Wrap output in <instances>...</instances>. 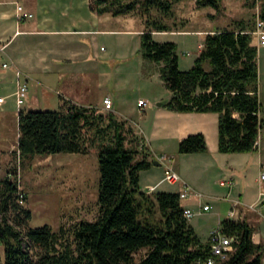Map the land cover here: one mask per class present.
Instances as JSON below:
<instances>
[{"label": "trees", "instance_id": "1", "mask_svg": "<svg viewBox=\"0 0 264 264\" xmlns=\"http://www.w3.org/2000/svg\"><path fill=\"white\" fill-rule=\"evenodd\" d=\"M178 1L90 0V7L115 15L139 12L145 23L140 51L159 64L160 76L171 91L163 105L180 111H217L219 150H256L264 117L258 95L255 24L239 20L234 27L207 32L193 64L182 69L177 42L153 35V30L171 29L161 16L170 15ZM221 1L196 0L217 10ZM247 1L259 5L264 19V0ZM154 9L160 16L152 14ZM58 102L56 109L19 111L18 158L22 163L37 153L96 149L98 215L57 229L49 224L30 226L32 211L21 202L26 194L17 171L6 174L0 178V264H196L209 256L215 258L214 264H262L264 241H253L246 219L221 220V231L235 237L233 249L222 259L212 252L210 239L203 241L185 216L179 192L141 188L140 170L155 158L128 119L63 95ZM206 149L202 132L188 134L178 144L180 152ZM142 248L147 250L136 259Z\"/></svg>", "mask_w": 264, "mask_h": 264}, {"label": "crops", "instance_id": "2", "mask_svg": "<svg viewBox=\"0 0 264 264\" xmlns=\"http://www.w3.org/2000/svg\"><path fill=\"white\" fill-rule=\"evenodd\" d=\"M19 4L22 9H18ZM256 9L257 16L259 5ZM130 13L134 12L98 13L90 7V0H0V91L4 89L0 94L3 96L0 111L17 110L19 113L21 109L30 108L22 106V97L26 94H17L23 80L27 81L34 102L51 98V90H54L58 100L63 95L101 109L103 98L109 96L113 111L128 119L133 126L140 125L142 133L134 128L160 162L155 164L153 160L149 167L140 170L143 190L185 192L181 202L184 208L194 211L189 221L203 241L209 239L211 230L220 226L223 218L230 217L246 219L252 226L253 241L263 242L264 178L261 173L264 170V125L256 150L223 152L218 148L217 111H180L164 106L163 102L171 91L160 76L159 64L141 53L137 41L127 48L124 46L122 51L114 47L113 34L116 31L123 37L135 34L141 42L145 26L128 24L118 27L112 22L115 17ZM131 20L144 23L142 16ZM193 31L186 29L177 33L183 35L180 39L166 37L167 30H153V35L160 41L177 42L180 64V42H185L186 35ZM102 40H107L109 47L99 46ZM254 43L258 47L260 115L264 117V46L259 45L257 39ZM131 57L135 61L128 62L126 69L141 70L148 81L140 94L128 91L129 79L127 82L123 77H115L116 61L123 63L122 59ZM180 67L189 68L181 64ZM18 71L22 72L21 78ZM157 76L161 80L155 85L152 79ZM140 99L146 102L138 105ZM196 132L204 133L207 149L178 151L180 139ZM167 165L179 173V180L170 182L164 178ZM205 204L209 208L204 209ZM231 210H234L233 214Z\"/></svg>", "mask_w": 264, "mask_h": 264}, {"label": "rangeland", "instance_id": "3", "mask_svg": "<svg viewBox=\"0 0 264 264\" xmlns=\"http://www.w3.org/2000/svg\"><path fill=\"white\" fill-rule=\"evenodd\" d=\"M247 2V0H222L221 8L217 10L211 5H199L196 0H179L174 4L170 15L161 16L171 25V29L167 30L168 38L180 39L183 35L177 33L186 29L194 30L186 35L188 37L185 42H180L181 66H191V61L199 52V45L204 42L206 35L204 31L237 25L239 20L254 26L257 9L256 6H250ZM152 14L160 16L155 9L152 10ZM127 16L119 15V18L115 17L112 22L118 27L128 24L145 26V23L141 21L131 20L141 17L139 12L130 13ZM124 36L119 31L113 34L116 50L122 51L124 46L127 48L131 44L134 45L136 41L139 47V36L135 34L132 37L128 34ZM255 41L256 37H254ZM100 45L108 46L107 40H102ZM186 51L190 52L186 53ZM131 60L134 62L135 58L122 59L123 63L116 61L115 77H123L127 82L130 80L128 91L140 94L143 85L148 82L147 77L141 70L140 72L135 69H126V64ZM207 66H209L208 63ZM152 80L156 85L161 77L157 76V79ZM39 89L42 91V86H39ZM2 93L4 89L0 91V94ZM51 93V98L34 102L28 89L26 95L22 97V106L56 109L59 104L58 94L54 90H51ZM40 96L42 95L39 94ZM30 102L32 103L28 104ZM101 110L105 109L101 108ZM134 126L142 133L139 124L136 123ZM18 134V111H0V178L9 173L14 175V171H17L20 188L26 194L23 202L32 211L29 225L49 224L57 229L62 224L68 226L80 219H95L99 209L100 179L96 149L92 148L88 153L69 151L37 153L20 163L17 152ZM146 250V248L140 249L135 254V258L139 259ZM0 254L3 257L2 244H0Z\"/></svg>", "mask_w": 264, "mask_h": 264}, {"label": "built area", "instance_id": "4", "mask_svg": "<svg viewBox=\"0 0 264 264\" xmlns=\"http://www.w3.org/2000/svg\"><path fill=\"white\" fill-rule=\"evenodd\" d=\"M22 8L23 6L19 4L18 9H22ZM29 15H32V13H30ZM252 33L255 35L258 44L264 46V19L259 15V13L256 16L255 27L253 28ZM202 47L203 44L199 46V49L201 50ZM3 65L6 66L7 63H4ZM18 76L19 78L22 77L21 71H18ZM27 89H28L27 81L23 80L20 82L18 86L17 94L19 96L25 95ZM2 100H3V96H0V101ZM145 102H146L145 100L140 99L138 101V105H142ZM103 108L108 110L113 109V101L111 97L105 96L103 98ZM162 157H165V155ZM261 177L264 178V170L261 173ZM164 178L170 182H175L180 179V175L173 167L167 165L165 168ZM221 183H225V180H221ZM149 189H152V186H150ZM22 194L23 192L20 193V198H22ZM185 195H186L185 192H180V197H183ZM21 202H23L22 199ZM207 208H209V205L205 204L204 209ZM230 213L233 214L234 210H231ZM184 214L187 218H190L194 214V211L191 208L186 207L184 208ZM209 239L211 241L212 252L214 254L219 255L222 259L227 258L229 251L233 249L232 243L235 237L233 235L224 234L221 231L220 226H218L211 230ZM214 263H215V258L213 256H209L204 260L200 259L196 261V264H214Z\"/></svg>", "mask_w": 264, "mask_h": 264}, {"label": "water", "instance_id": "5", "mask_svg": "<svg viewBox=\"0 0 264 264\" xmlns=\"http://www.w3.org/2000/svg\"><path fill=\"white\" fill-rule=\"evenodd\" d=\"M159 103H161V101ZM154 163L155 164H160V162L157 159H154Z\"/></svg>", "mask_w": 264, "mask_h": 264}]
</instances>
